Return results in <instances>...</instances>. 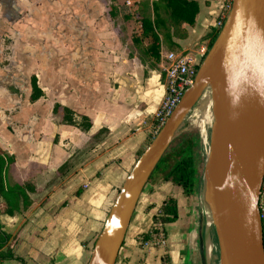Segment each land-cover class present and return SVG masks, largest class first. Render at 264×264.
Here are the masks:
<instances>
[{
    "label": "water",
    "instance_id": "water-1",
    "mask_svg": "<svg viewBox=\"0 0 264 264\" xmlns=\"http://www.w3.org/2000/svg\"><path fill=\"white\" fill-rule=\"evenodd\" d=\"M28 8L16 26L25 41L16 39L0 70V136L19 168L34 153L51 108L31 101L33 72L44 71L50 85L60 78L55 95L63 93L71 110L91 114L109 89L103 49L120 45L101 0H30ZM206 93L211 126L200 188L201 264H211L213 243L218 264H264V0H232L193 84L119 188L88 264H116L152 173Z\"/></svg>",
    "mask_w": 264,
    "mask_h": 264
},
{
    "label": "crops",
    "instance_id": "crops-1",
    "mask_svg": "<svg viewBox=\"0 0 264 264\" xmlns=\"http://www.w3.org/2000/svg\"><path fill=\"white\" fill-rule=\"evenodd\" d=\"M128 1L132 4H127L129 11H134L139 0ZM191 1L198 6L195 22L190 24L187 19L182 22L180 27L186 30L183 38L174 36L172 27L171 41L179 45L178 51L189 52L201 62L205 56L202 50L209 49V35L228 0ZM28 4L30 0H0V70L9 61V51L16 39L25 41L26 34L22 36L16 26L28 14ZM124 5L118 7L109 0L105 7L120 45L103 49L110 60L106 69L109 89L91 114L72 110L73 123L64 122L62 113L54 112L57 104L62 107L67 104L63 93L60 97L54 93L62 85L60 78L57 84L50 85V81H45L44 71L36 69L32 74L37 75L44 91L40 100L49 102L51 108L27 166L19 168L14 163L9 168L11 182L19 178L32 183L36 191L31 194L32 203L26 210L0 216L2 230L10 235L0 254L12 249L14 256L21 258L4 259L0 264H88L119 188L140 152L155 136V114L166 92L162 67L167 62L165 55L173 50L161 43L159 59L154 60L146 52L147 39L134 43L132 35L141 33V24L122 16L124 9L128 11ZM114 8L118 10L117 17L110 15ZM84 118L91 121L89 129L82 127ZM0 148L14 155L10 144L1 136ZM168 195L177 201L178 217L166 225V247L143 248L138 239L150 229L155 208ZM201 213L200 192L187 195L182 187L171 182L147 184L116 264H164L165 261L201 264ZM210 251L211 264H218L215 243L211 244Z\"/></svg>",
    "mask_w": 264,
    "mask_h": 264
},
{
    "label": "trees",
    "instance_id": "trees-1",
    "mask_svg": "<svg viewBox=\"0 0 264 264\" xmlns=\"http://www.w3.org/2000/svg\"><path fill=\"white\" fill-rule=\"evenodd\" d=\"M198 6L191 0H139L138 7L134 11L124 9L123 17L133 19L135 23L141 24V33H133L134 43L148 40L146 52L158 60L160 56V44L164 43L173 51L179 50V45L172 42V36L183 38L186 30L181 28L185 19L190 24L195 22ZM190 14V17L186 15ZM110 15L117 17L118 10L114 8ZM174 27L172 35L171 29ZM218 31H212L209 35V47L218 35ZM168 43V44H167ZM42 91L38 88L35 80L32 101L38 102ZM54 112L62 113L64 122L73 123V111L68 107L57 104ZM91 121L84 118L82 127L89 129ZM103 132V130H102ZM200 133L197 129L186 130L178 136L166 154L162 157L156 169L152 173L148 184H158L161 182H171L180 186L187 195H195L200 192L203 166L199 158ZM144 150L140 152L142 154ZM15 163V156L9 155L0 148V197L3 202L0 204V216L3 214L16 215L26 210L32 203L31 194L36 191L35 186L19 178L11 182L8 178L9 168ZM22 168V167H21ZM154 207L153 205L150 208ZM161 215L155 216L154 221L160 219L165 225L174 222L178 217V204L172 195H168L160 204ZM151 228V226H150ZM152 229L140 236L141 243L151 236ZM10 235L2 230L0 223V249L9 241ZM140 244V243H139ZM141 245V244H140ZM17 258L13 250L0 254V263L4 259ZM167 264V261L164 262Z\"/></svg>",
    "mask_w": 264,
    "mask_h": 264
},
{
    "label": "built area",
    "instance_id": "built-area-1",
    "mask_svg": "<svg viewBox=\"0 0 264 264\" xmlns=\"http://www.w3.org/2000/svg\"><path fill=\"white\" fill-rule=\"evenodd\" d=\"M231 2L232 0L225 2L223 9L219 12L214 27L215 31L219 32L221 30L231 8ZM127 4H130V2L127 1ZM207 51L208 49H203V55H205ZM165 58L167 62L162 67V78L164 80L166 92L155 114L156 124L153 129L154 135L158 133L162 125L174 111L184 92L193 84L198 67L201 63L197 61L193 54L185 51H170L165 55ZM259 209L264 224V179L261 187ZM160 215L161 210L159 205L153 212L150 238L146 241H142V243L140 237L138 239L141 247H166V225L160 219L154 221V217Z\"/></svg>",
    "mask_w": 264,
    "mask_h": 264
},
{
    "label": "rangeland",
    "instance_id": "rangeland-1",
    "mask_svg": "<svg viewBox=\"0 0 264 264\" xmlns=\"http://www.w3.org/2000/svg\"><path fill=\"white\" fill-rule=\"evenodd\" d=\"M127 1L128 0H113V2H115L117 4L118 7H122L124 4V6H127L128 11L130 6H132V4L130 3L128 6L127 5ZM104 5L105 7H108L109 5V0H105L104 1ZM121 22V21H120ZM124 25L123 23L121 24V26ZM128 28H125V30H127ZM209 93H206L205 96L203 97L202 100H200V102L196 105V107L194 108V110L191 112L190 116L188 117L187 122L185 123V126L183 128L184 131L186 130H192V129H197L200 133V145H199V158L201 161V165H204V160L206 158V154L208 151V147H209V137H210V126H211V105L209 106V102L211 103V101L209 100ZM204 104L207 106L208 111H207V117H206V123L201 126L199 125V123L197 122L198 117L197 115L199 114V111L201 109L202 106H204ZM214 239V237H213ZM216 245V244H215Z\"/></svg>",
    "mask_w": 264,
    "mask_h": 264
},
{
    "label": "bare ground",
    "instance_id": "bare-ground-1",
    "mask_svg": "<svg viewBox=\"0 0 264 264\" xmlns=\"http://www.w3.org/2000/svg\"><path fill=\"white\" fill-rule=\"evenodd\" d=\"M211 105V103L209 102V106ZM207 111L208 108L207 106L204 104V106L201 107L199 114L197 115L198 120L197 122L199 123V125L203 126L206 123V117H207ZM211 113V112H210ZM211 118V117H210ZM205 126V125H204Z\"/></svg>",
    "mask_w": 264,
    "mask_h": 264
},
{
    "label": "flooded vegetation",
    "instance_id": "flooded-vegetation-1",
    "mask_svg": "<svg viewBox=\"0 0 264 264\" xmlns=\"http://www.w3.org/2000/svg\"><path fill=\"white\" fill-rule=\"evenodd\" d=\"M35 80H36V84L38 86V88H40L39 86V82H38V79H37V75H32L31 76V84H32V95H33V92H34V84H35ZM41 89V88H40ZM42 93L40 95V97L44 96V91L41 89ZM31 99H32V96H31Z\"/></svg>",
    "mask_w": 264,
    "mask_h": 264
}]
</instances>
